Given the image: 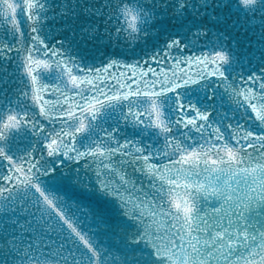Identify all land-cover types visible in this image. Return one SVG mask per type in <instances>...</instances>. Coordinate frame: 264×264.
<instances>
[{
	"label": "snow or ice",
	"instance_id": "1",
	"mask_svg": "<svg viewBox=\"0 0 264 264\" xmlns=\"http://www.w3.org/2000/svg\"><path fill=\"white\" fill-rule=\"evenodd\" d=\"M0 264H264V0H0Z\"/></svg>",
	"mask_w": 264,
	"mask_h": 264
}]
</instances>
